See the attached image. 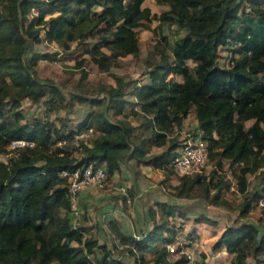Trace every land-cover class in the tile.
Returning <instances> with one entry per match:
<instances>
[{"label": "trees", "instance_id": "16d2710c", "mask_svg": "<svg viewBox=\"0 0 264 264\" xmlns=\"http://www.w3.org/2000/svg\"><path fill=\"white\" fill-rule=\"evenodd\" d=\"M143 1L0 0V264H126L119 256L124 252L133 264H182L185 256L173 259L167 247L177 240L170 225L174 203L159 200L148 209L152 228L135 233L140 238L127 237L110 221V231L125 244L116 254L115 244L108 248L88 227L73 224L67 179L61 173L93 162L104 164L109 176L120 170L126 156L165 171L191 109L214 166L207 174L181 175L172 187L174 195L200 188L218 201L233 183L243 195L247 174L264 168V0H155L168 6L159 22L176 23L186 34L174 40L170 54L159 44L152 46L158 59L149 81L136 83L128 93V84L112 74L115 83L106 99L71 95L96 106L71 131L60 117L59 125L24 118L19 107L25 98L42 101L45 112L54 103L70 105L56 83L38 76V60L50 55L33 51L26 59L29 44L45 40L68 50L75 42L82 55L75 62L81 78L86 75L83 54L109 72L120 57L139 53L137 28H148L152 17ZM34 7H43L38 13L47 14L46 20L38 21ZM221 49L232 52L222 62ZM129 94L135 98L131 113L145 118L139 131L126 117L119 118ZM247 120L252 122L245 126ZM87 128L93 137L84 144L74 135ZM17 139L32 145L9 149ZM153 146L165 148L151 154ZM224 159L236 165L238 172H231L235 181L222 172ZM261 192L244 198L241 217L264 199V185ZM210 248L232 254L230 264H248V257L264 264V232L258 236L248 220L226 224ZM204 258L201 264H207Z\"/></svg>", "mask_w": 264, "mask_h": 264}, {"label": "rangeland", "instance_id": "374dc122", "mask_svg": "<svg viewBox=\"0 0 264 264\" xmlns=\"http://www.w3.org/2000/svg\"><path fill=\"white\" fill-rule=\"evenodd\" d=\"M142 5L150 8L152 17L147 23L149 26L148 28H137L139 53L137 57H133L132 55L120 57L110 67L109 72L101 71L88 55L83 54V56H85V61L83 62L82 67L86 70V75L81 78L80 67H77L75 62L80 59L82 55H78L75 42L70 43V48L68 50L58 46L55 42H48L45 40L29 44L24 55L26 59L29 58L31 52L33 51L46 52L50 55L47 59L38 60L36 66L38 76L40 78H48L56 83L61 92L64 94L66 100L68 99L70 101V105L66 108H62L58 107L57 103H54L52 108L48 112H45L42 101H34L33 99L25 98L21 101V105L19 107L24 114V118L28 120L49 119L55 121L56 124L59 125L56 118L60 117L65 120L66 128L71 131L76 128L78 122H80L86 114L96 108L95 105L81 102L78 97L72 98L71 95L84 96L88 98H100L102 100L106 99L108 88L115 83L112 74L120 76V78L128 84L125 86V90L128 91V93L136 83L142 84L149 81L148 72L156 64V60L158 59V53L156 50H153L152 46L154 44H159L166 50L167 53L170 54L174 40L184 36L186 34V30L184 28H180L176 23L159 22L157 17L161 11L168 8L167 5L158 4L155 0H144ZM38 8L43 7H34L32 8V12H36L39 15V22L41 19H43V21L46 20L48 15L38 13ZM93 40L95 39L90 41L92 42ZM230 52V50L227 51L224 49L219 51L221 62L226 60L228 53L230 54ZM223 56L226 57L223 58ZM188 64L192 66V62L188 61ZM128 101L129 104L126 107L125 113L119 118L126 117L136 127V130L139 131L141 124L145 121V118L141 113L132 114L131 112L134 109L130 101L133 102V99H128ZM103 106L104 103L100 107ZM105 114L111 120L116 119L111 110H105ZM194 121V112L190 111L186 120L182 123L181 128L178 129L180 142L184 138L190 136L194 138L200 136L195 129L196 127ZM250 122L252 121H246L245 126H248ZM92 137L93 135L90 138ZM163 148L165 147H160L159 149L153 148L151 150V154L160 152ZM2 159H5V156H2ZM127 159L128 157L126 156V161ZM222 164V172H226L227 176L235 181L231 172H238L236 165L231 167L227 159L222 160ZM213 166L214 162L208 160L205 167L199 172L207 174ZM164 172L165 174L167 173L166 175L169 176L170 179L166 181V183L163 182L162 184L167 193H160L159 196L164 199L168 198L169 200L166 199L168 202L170 201L175 204L176 213L175 216L170 219V225L176 231L177 241L180 243L183 242V244L187 242L186 249L191 252L195 258L203 259V255L206 257V250L211 257V259H209L210 264H217L218 262L219 264H230V259H228L229 257H227V254H224L225 256L219 255L218 257H216V253H214L215 256L212 254L213 251L210 246H208L211 240L209 235L207 238L205 237V239L200 240L196 231V228L199 229L197 226H200V219L204 221L203 228L204 226L211 225L214 228L213 230H215V233L219 232V230L226 224H235L238 221L245 220H248L256 226L258 236L264 232V206H261L258 203L251 208L245 216H240V207L244 198H251L255 193H257V195L262 193L261 190L264 185V168H260L255 173L247 174L248 188L245 194H238L235 190L236 186L233 183L231 190L225 192L218 201H213L212 195H208L206 197V195L202 194L200 188H195L188 195L180 197L174 195V191L172 190L173 183L170 180L173 178L178 180L180 176L176 174L170 166H167ZM106 187L107 186H95V188L100 190H106ZM109 193L110 194L104 192L102 195L100 194L99 197H96L94 203L96 209L88 216L90 221L87 226L91 227H89V232L91 233L89 234L92 237H95L99 242L103 243L106 241H109L110 243L111 236L103 226L102 219L104 220L105 217L112 215L110 212L113 209L110 210L109 208L111 207H109L108 204H113L114 206L117 201V197L113 193ZM261 200L264 201V199ZM207 216L209 220L205 221V217ZM80 217L81 220H78L79 224H87L85 223V221H87V217L83 214H81ZM212 217L214 219H212ZM97 220L98 222L95 224ZM110 245L112 244L110 243ZM125 249L126 248L123 250ZM90 256L93 258V255ZM146 256L149 257L150 255L147 254ZM176 257L177 256L172 255L173 259ZM247 262L248 264H253L252 257H248ZM125 263L129 264L131 262L125 261Z\"/></svg>", "mask_w": 264, "mask_h": 264}, {"label": "crops", "instance_id": "0c3cea01", "mask_svg": "<svg viewBox=\"0 0 264 264\" xmlns=\"http://www.w3.org/2000/svg\"><path fill=\"white\" fill-rule=\"evenodd\" d=\"M126 98L135 100L133 95H130V94L126 95ZM191 111L194 112L193 109H191ZM185 120L186 118H184V121ZM247 121H252V120H247ZM194 123L196 127L195 129L198 132L196 118H195ZM179 138L180 136L178 135V139ZM193 138L194 137L192 136L184 138L180 142V144L187 140L193 139ZM153 148L159 149L160 147L153 146L152 149ZM169 179L170 177L165 175L164 171L161 169L155 168L152 165L144 164L133 158H128L127 161H126V158H124L120 162V170L109 175L108 185L105 188L106 190H100V189L95 188V186H90L82 191L80 202H79V209L81 210V214L87 217V221H85V223L87 224H84V225L88 227L87 225H88V222L90 221L88 216L91 215L92 212L96 209V207L94 206L96 197H99V195L100 194L102 195V193L104 192H107L108 194H110L109 192L113 193L117 197V201L114 206L113 204H108L109 207H111L109 209L110 210L113 209L110 212L112 215L105 217L104 220L102 219L103 221L102 223H103V226L106 228L107 232H109L108 234L111 236L110 243L115 244L116 247L118 248L115 251L117 254L119 250L125 246V244H123L121 240L114 233L110 231L109 222L114 220L119 226L118 228L119 231L122 232L127 237L128 235L135 234L140 231L144 232V231L150 230L152 228V221L149 217L148 209L151 206L155 208L154 203L156 201L169 200L168 198H166L167 199L166 200L163 197L159 196L160 193H163V192L167 193L166 189L162 186V184L163 182L166 183V181H168ZM170 181L173 183L172 184L173 186L178 183V180L174 178L171 179ZM119 185H124L127 187L128 192L132 196L130 202H126L124 200V197L116 189V186H119ZM79 219L81 220V218ZM212 219L214 218L212 217ZM97 222L98 220L95 222V224ZM199 222L201 223H200V226L199 225L197 226L199 227V229L196 228L197 234L199 235L200 240L205 239V237L207 238L208 235L210 236L211 240L208 246L212 244V242L217 238V236L222 232V230L225 227L223 226L219 230V232L215 233V230H213L214 228L211 225L204 226L203 228L204 221L200 219ZM89 227H88V230H89ZM99 243L105 244L108 248L111 247L109 241H106L105 243L103 242H99ZM214 253H216L215 254L216 257H218L219 255L225 256L224 254H227L228 255L227 257H229L228 259H230L232 256V254L227 253L225 249H221L217 252H212L213 255ZM205 255L206 257L204 258V261L207 264H210L209 259H211V257L209 256V253L206 250H205ZM119 256L124 261L131 262L129 264H133L132 257L128 256L126 252L120 253ZM146 257L149 258L148 256ZM217 264H219V262Z\"/></svg>", "mask_w": 264, "mask_h": 264}, {"label": "built area", "instance_id": "2783aa9c", "mask_svg": "<svg viewBox=\"0 0 264 264\" xmlns=\"http://www.w3.org/2000/svg\"><path fill=\"white\" fill-rule=\"evenodd\" d=\"M92 135V128H87L77 131L74 137L75 139L82 141L84 144H89ZM24 145H32V142H27L23 139L12 140L9 143L8 148L16 149ZM10 154H12V151ZM207 161V143L201 138V136H198L183 142V144L175 149L169 162V166L179 176L192 175L204 168ZM61 175L65 176L67 179V194L71 206L73 224H76L81 216L79 202L82 191L90 186H107L109 176L105 170L104 164H96L93 162L77 167L71 172L63 171ZM116 189L124 197L126 202L131 201L132 196L128 192L126 186L119 185L116 186ZM259 205L264 206V201L260 200ZM133 235L136 238H140L138 234ZM167 247L172 255L177 257L180 255L185 256V260L182 264H201L200 259L195 258L191 252L187 251V247L183 242L180 243L176 240L173 243L168 244Z\"/></svg>", "mask_w": 264, "mask_h": 264}]
</instances>
